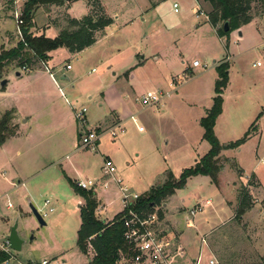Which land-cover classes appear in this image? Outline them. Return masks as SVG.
<instances>
[{"label": "rangeland", "instance_id": "374dc122", "mask_svg": "<svg viewBox=\"0 0 264 264\" xmlns=\"http://www.w3.org/2000/svg\"><path fill=\"white\" fill-rule=\"evenodd\" d=\"M102 1L113 19L117 14L120 15L119 21L128 24L117 35L113 32L108 36L109 42L120 40L124 46L119 56L110 57L107 66H111V72L119 76L131 70L138 61L146 60V66L134 74L132 84L138 81L140 89L134 87L135 93L128 108L130 113L124 119L125 133L115 139L105 136L96 151L72 152L73 145L68 143L67 130L64 128L56 133L57 124L67 110L63 100L51 96V109L48 110L44 108L43 98H34L33 95L22 98L25 111L31 115L25 127L30 129L31 140L25 148L20 144L6 151L0 148V161L9 162L6 168L0 169V247L4 246L10 229L16 223L18 237L23 241L20 252L10 250L9 264H29L41 260L50 264H90L93 256L91 248L85 257L76 246L79 210L84 200L78 209L79 199L70 189L65 176L73 180L101 179L89 191L95 190L107 216H112L123 208V194L147 196L151 188L162 185L168 173L177 179L182 170L199 161L209 150V145L202 140L200 120L212 106L217 79L215 67L223 61L228 66V82L221 95L224 113L216 122V129L214 126L215 136L221 145H227L241 139L246 132L244 126L255 121L259 135L238 149L223 150L218 156L219 164L232 161L239 165L243 170L240 180L228 166L230 164L226 163L217 175L216 183L207 176H198L187 179L183 188L175 190L172 204L186 210L180 244L186 259L194 260V264H209L210 260L214 264H264V44L256 30L257 27L264 34V0H252L251 3L256 25L248 23L223 37H219L206 22L204 14L199 16L200 10L205 14L210 11L201 0H198L199 3L197 0L155 1L157 4L153 9L148 7L142 13L143 21L139 18V8L144 6V0H136L135 5L133 0ZM75 2L73 14L80 17L84 14L83 1ZM127 2L133 7L121 11ZM173 3L178 4V13L173 12ZM53 5L39 8L50 10L55 7ZM3 15L9 16L8 13ZM8 19L13 27L12 19ZM88 53L83 52L76 61V58L58 51L54 54V61L57 65L69 63L73 67L72 73L77 71L83 76L82 81L75 85L72 83L76 90H81L80 96H77L79 104H74V99L63 88L64 85L71 87V84L60 82V88L71 106L86 109L87 128H96L99 125H93L99 122V127L105 130L111 127L112 109L110 105L97 109V100L93 101L95 97L87 99V95L92 93L94 80L100 75L99 71L88 75L91 68L99 70V67L85 62ZM194 61L199 63L196 68L192 67ZM13 70L22 71V67L17 69L16 63L7 65L1 72L2 79ZM184 70L188 78L158 109L157 106L144 107L134 99L155 90L156 93H164L169 90L171 79ZM31 78L44 82L43 74L30 72L23 74L21 80L12 78L9 87L19 89L24 80ZM121 78L124 76L121 75ZM122 79L115 86H127ZM75 124L78 127L76 121ZM62 137V145L52 143ZM78 143L77 138L75 147ZM105 157L115 168L113 176L102 174ZM8 169L21 181L36 175L32 190L22 187L12 191V186L6 182ZM106 182L108 186L105 188L103 184ZM234 182H238L236 186ZM243 186L249 191L253 204L240 220H236L237 192ZM97 197L98 206L94 215L102 221L104 216L99 214L101 204ZM46 199L51 201L55 211L43 219L46 226L42 227L31 215L29 204L44 213L47 212V208L43 207ZM206 200L210 204L200 211L196 210L191 217L194 228L186 226L189 211ZM164 201L156 207L160 208Z\"/></svg>", "mask_w": 264, "mask_h": 264}, {"label": "crops", "instance_id": "0c3cea01", "mask_svg": "<svg viewBox=\"0 0 264 264\" xmlns=\"http://www.w3.org/2000/svg\"><path fill=\"white\" fill-rule=\"evenodd\" d=\"M82 1H83V5H84L83 6L84 7V14L80 17L73 14L74 4L76 3L75 0H72L70 2L64 1V3H61L59 5H53L55 7L54 8L51 7L50 10L49 9L46 10L44 8H38L35 11V14L33 16L32 28L30 29V32L34 36H44V37L49 38V39L55 38L58 35V33L60 32V30L65 27V25H66L65 19L71 18V19L80 20L81 18H83L89 14V12L91 10V7H90L91 4L89 3V0H82ZM135 1L136 0H133V5L136 4ZM155 1L158 2L160 0H144L143 1L144 6L142 8H139L140 9L139 10V18L141 19V21H143L142 13L146 12L145 9L148 7H151L153 9L155 7V5L157 4ZM98 2L100 4L104 14L107 17H109L110 19H112L111 25L104 28L102 31L96 32L95 33V39H96L95 43L93 45L89 46L88 48H85L84 50H82L79 53L72 54V53L68 52V50L65 48H59V49L49 53V59L46 62V65L49 68V70L51 71V73L53 74V78H51L49 76V74L42 68V66L36 62L33 63L31 66L27 67L28 71H26V72H23L21 70H13V71H10L4 75L3 80H6L7 83L3 87L0 86V113H4V112L9 111V110L14 111V113H15L14 117L15 118H13L12 124L15 127V133L13 134V136L7 138L6 141L2 145H0V148L2 151H6L8 148L18 147L19 144L21 145V147L25 148L27 146V144L29 143V141L31 140V134L29 131L30 129L28 127H27V129L25 128L31 120V115L25 111L21 100L23 97H29L32 95L34 96V98H38V99L43 98L45 101V107L44 108L45 109L47 108L48 110L51 109V105H49L50 104L49 101L52 98L51 96H54L60 100H63V102L67 106V110L64 111L62 118H60L61 121L59 122V124H57L56 133H59L61 130H63L65 128L67 130V132L69 133L68 134V143L70 144V146L73 145V151L72 152L85 151V150H79L77 148V146L75 147V141L77 140L78 133H79L78 127L75 124V119H74L73 110L71 108V105L68 103V101L64 97V93L62 92V90L60 88V85H61L60 82H63L66 84H71V87L69 85H64L63 88H65L68 95H70L74 99L73 100L74 104H79V99L77 98V96H80L81 90L80 89L76 90L75 86H72V85L73 84L75 85L79 81H82L83 76H81L77 71H74L72 73L73 67L69 63H67L65 65H57L56 61H54V54L57 53L58 51L62 52V54L70 55L71 58H76L75 59L76 61L78 60V57L83 52H86V51L89 52L88 53L89 55L85 58V62H88V64H90V66L94 65L96 67H99V70H96L95 68H91V70L88 71L87 73H88V75H92L93 73H96V72L98 73V71H99L100 75L94 80L93 88L91 89V92L93 94L92 93L88 94L87 99L92 100V97H95V99L93 101L96 102V100H97V102L95 104V107L97 109H102L103 106L110 105L109 107H110V109H112V110H110V117L112 119V121L110 122L111 126L117 122H120L122 124V126L124 125V122H125L124 119H126L130 113L128 108H129L131 97L135 93L134 87H136L137 89H140V87H138V86H140L138 81H137V83L135 82V84H132V82L134 80V74L141 71L146 66V60L138 61L137 64L131 70L121 74L122 76H124L123 79H125L127 86H125L124 88H118L117 86H115L116 85L115 83H117L118 81H120L122 79L121 75L117 76L116 72H111V66H107V65L109 63L110 57L119 56L121 53V49H123L124 46L121 45L120 40H114V41L109 42L108 36L111 35L113 32L117 35L124 28H126V26L128 24H127V22L119 21L120 15L116 14L114 16V19H113L112 16L108 13V9L104 5L103 1L98 0ZM198 3H199V1H198ZM202 3H203V1H202ZM173 4H175V3H173ZM173 4H172V8H173ZM204 4L207 8H209L208 4L203 3V5ZM133 5L130 6V2H127L122 6L121 11L126 10L130 7H133ZM177 6H178V4H177ZM178 9H179V6L177 8V12H175L174 10H173V12L178 13ZM115 12L118 13L119 11L115 10ZM196 17H198V16H196ZM8 18H10V17L7 15L4 16L3 13H0V51L1 50H9V49L14 48L16 46V42H17V39L15 37L14 26L12 27L11 21ZM206 22L208 23L207 19H206ZM251 22H253L256 25L255 19H253ZM112 27L114 28V30H112ZM241 28H239V29H241ZM256 30L258 31L259 36L263 39L262 43L264 44V34L261 33L259 31V29H257V27H256ZM48 33H50V36L48 35ZM67 65L70 66V68L68 70L66 69ZM104 67H105V69H104ZM189 68L191 69V67H188V69ZM185 70H187V69H185ZM30 72H38L39 74H43L44 82L41 83L38 79L31 78L28 80H24V82H22L23 84L20 85L19 89L15 90L12 87H9V84H10L12 78H14V79L17 78V79L21 80L23 74H26V73L29 74ZM12 73L14 74V77H12V75H13ZM16 73H19V76H16ZM107 74H110V76ZM56 77L58 79H56ZM113 77L115 78V80ZM123 79H122V81H123ZM106 83L110 86L104 88L107 85ZM120 89H122V90H120ZM155 91H151L149 93H154ZM121 94H124V96L121 97ZM146 94L147 93H142V95H146ZM137 98H138L137 96L134 97L135 100ZM167 99H164L162 102H165ZM162 102L159 105H157V109L159 107H161ZM223 113H224V111L221 112V114L218 116V118L216 119V122L222 117ZM86 119H87V117H86ZM93 122H95V121H93ZM93 122H91V123H93ZM216 122H215V129H216ZM88 123H89V120L87 119V124ZM97 124L99 126L101 125L98 122V123L94 124L93 126H97ZM250 125H251V122L247 123L244 126L245 127L244 129L247 131L249 129ZM258 135H259V132H258V129L256 128V131L241 146L248 144V142H250L252 139H254L255 137H258ZM105 136H108V135H104L102 137V139ZM52 143H57L59 145H62L64 143V139L62 137V138H59V139L53 141ZM12 155H13V153L10 155V157ZM105 159H108V158L105 157ZM0 163H1L0 169H4V168H6L5 166L9 162L6 161L4 163V161H0ZM226 163H229L230 165H228V166L230 167V169L235 171V169L232 168V164H233L232 161H230V162L225 161L224 163L221 164L222 169L220 170V172L223 171V169L225 168V165H227ZM235 165L240 170V175H238V173L235 171L237 173V175L240 177L239 178V180H240L241 176L243 174V170L239 167L238 164H235ZM102 167H101V171H102ZM2 173L4 174L5 172H2ZM102 174H103V171H102ZM35 176L36 175H31V176H29L28 180L26 179L25 181H21L17 177V175L14 174V172H11L8 169V176L6 178V182H8L12 186V188H13L12 191L17 190V189L22 188V187H25V189L29 187V189L32 190V185H33ZM104 176H106V175H104ZM195 177H198V176H195ZM195 177H191V178H195ZM70 180H72L74 182V184L78 181V180H73V179H70ZM96 180H98V183H100V181H101V179L100 180L96 179ZM26 181H29V183H27ZM14 182L16 183V186H14L15 185ZM236 183H238V182H234L233 184L236 186ZM103 186L106 188L108 186V183L107 182L104 183ZM70 189L72 190L71 187H70ZM94 193L97 197V193L95 192V190H94ZM238 193L239 192H237L236 205L238 202ZM174 194H175V192H174ZM174 194L170 197H167L160 208H157L155 206L151 212L157 211L158 214L160 212V214L162 215V218H160L161 223L166 226V227L164 226L163 229L169 235V237L173 238L181 246L180 239H181V235H182L183 229H184L183 222H184V217H185L183 213L186 210H185V208H183L181 206L179 207V206H175L172 204V198H173ZM75 196H77L79 199V201H78V209H79L80 205L82 204L83 199L76 194H75ZM97 199H98V197H97ZM197 199H198V197H197ZM46 201L49 202L48 205H45ZM98 201H99V199H98ZM206 201L208 202V204L203 203L202 207L210 204L209 200H206ZM99 203L101 204L100 201H99ZM229 205H232V204L229 203ZM43 207L47 208V212H44L47 214V216H48V214H52L55 211V207L51 205V201L49 199H46L44 201ZM50 209H51V212H49ZM37 211L39 212V210H37ZM98 211H99V214H103V216H104V217H102L101 220L104 223H109V220H112L115 215L122 212L123 208L121 209L120 212H118L117 214H113L112 216H107V213L105 212V207L102 204L99 205ZM40 213L41 212H39V214ZM44 213H41V214H44ZM21 214H23L22 216H25V213H21ZM80 223H81V221H80ZM186 226L190 227L187 224H186ZM79 227H80V225H79ZM191 227L194 228L193 221H192ZM205 243L206 242L204 240V244ZM208 248L209 247H207V249ZM189 262H191L192 264L195 263L194 260H188L185 257L184 264L185 263L188 264Z\"/></svg>", "mask_w": 264, "mask_h": 264}, {"label": "trees", "instance_id": "16d2710c", "mask_svg": "<svg viewBox=\"0 0 264 264\" xmlns=\"http://www.w3.org/2000/svg\"><path fill=\"white\" fill-rule=\"evenodd\" d=\"M76 1V0H75ZM209 5L207 14L209 25L216 31L219 37L227 35L229 32L238 30L250 23L255 15L251 14L252 0H202ZM64 0H27L24 11V27L22 28L24 42H18L16 46L9 50L0 51V82L2 70L11 63H16V68L29 67L39 61L47 62L49 53L59 48H65L68 52L79 53L85 48L93 45L96 41L95 33L102 31L112 23V19L107 17L98 0H89L91 10L88 15L80 20L67 18L65 27L58 35L49 39L44 36H34L30 29L35 11L42 5H59ZM228 22L229 30L223 31V24ZM227 63L222 62L215 67L217 79L214 84V97L212 106L207 110L205 116L200 120L203 129L202 140L209 145V150L194 165L184 169L176 179L173 174L168 173V177L160 186L149 190L147 196H140L130 205V209L137 213H149L161 201L174 194L175 190L184 187L186 180L195 176H207L213 183H216L217 175L222 169L218 162V156L223 150L238 149L256 131L253 122L241 139L221 145L215 136L214 126L216 119L222 112V93L228 82ZM14 118V111H6L0 116V145L7 138L13 136L14 126L11 121ZM232 168L240 175V170L235 163ZM254 179V176L251 175ZM65 179L73 192L84 200L83 207L80 208V227L77 231V250L84 256L88 255L91 248L93 256L90 264H115L119 252H126V244L123 241V217L127 209L116 215L109 223H104L96 219L94 212L98 206L95 193L84 191L76 187L74 182L65 176ZM251 185V184H250ZM249 185V186H250ZM253 186V184L251 185ZM252 198L245 186L238 193V202L234 219H241L242 216L252 208ZM159 217L162 215L159 212ZM8 259L5 253H0V264Z\"/></svg>", "mask_w": 264, "mask_h": 264}, {"label": "built area", "instance_id": "2783aa9c", "mask_svg": "<svg viewBox=\"0 0 264 264\" xmlns=\"http://www.w3.org/2000/svg\"><path fill=\"white\" fill-rule=\"evenodd\" d=\"M27 0H0V13H8L12 19L15 29V37L18 42L23 43V31L24 27V9ZM177 4H173V10L177 12ZM204 14L205 19L208 20L207 14L199 11V16ZM42 68L53 78V74L46 65V62L39 61ZM199 66L197 61L192 63V67ZM69 65L66 66L68 70ZM22 71H28L27 68L22 67ZM188 74L183 71L181 75L173 77L169 83V90L164 93H150L141 95L136 101L144 107H151L159 105L164 99H167L171 94L176 91V88L186 79ZM76 123L79 127L78 133V146L79 150L96 151L98 144L100 143L104 135L110 136L112 139L117 138L118 135H123L125 129L120 122L113 124L106 130H102L99 126L96 128H87L86 109L84 107L76 109L71 106ZM103 174L106 176H113L115 168L109 159H104ZM116 183H120L116 180ZM98 184V180H78L75 185L80 190L89 191ZM138 199V196L123 194V210L127 209V213L123 217V241L126 244V252H119V257L115 264H184V250L183 248L165 232L162 227L161 219L157 211L140 214L130 209V205ZM49 202L46 201L45 205ZM204 204H208L207 201ZM202 204H198L193 210L189 211L188 217H186V224L191 226V217H194L196 210L200 211ZM51 212V209L49 210ZM41 217L45 219L47 214H41ZM204 243V239H202ZM9 244L8 241L4 246L0 247V253H5L9 257ZM2 264H9V258ZM29 264H50L46 260L37 262H30ZM209 264H214L210 261Z\"/></svg>", "mask_w": 264, "mask_h": 264}, {"label": "water", "instance_id": "95a60500", "mask_svg": "<svg viewBox=\"0 0 264 264\" xmlns=\"http://www.w3.org/2000/svg\"><path fill=\"white\" fill-rule=\"evenodd\" d=\"M64 1L70 2L72 0H64ZM228 30H229L228 22H225L223 24V31L227 32ZM16 76H19V73H16ZM6 83H7L6 80H2L0 86L3 87ZM29 211L39 226L42 227L46 226V223L44 222L43 218L41 217L37 209H35V207L31 204H29ZM16 229H17V223L10 229L7 241L10 250L14 252H20L22 249L23 241L20 240V238L18 237Z\"/></svg>", "mask_w": 264, "mask_h": 264}]
</instances>
